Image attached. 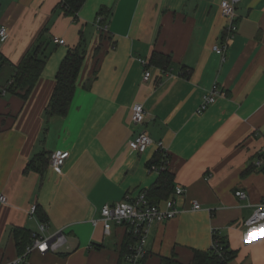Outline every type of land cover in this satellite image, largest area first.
I'll return each instance as SVG.
<instances>
[{
	"label": "crops",
	"instance_id": "1",
	"mask_svg": "<svg viewBox=\"0 0 264 264\" xmlns=\"http://www.w3.org/2000/svg\"><path fill=\"white\" fill-rule=\"evenodd\" d=\"M222 1L85 0L70 15L66 0H0V29L8 30L0 37V193L8 197L0 204V264L19 257L14 228L33 232L40 222L47 233L63 230L67 242L24 264H124L125 229L106 235L93 220L106 203L157 184L159 141L175 187L186 191L176 196L177 216L152 227L142 264L173 255L190 264L215 234L235 253L229 264H264V221L244 225L264 200V165L256 164L264 157V0L237 3L230 39ZM223 43L225 59L213 48ZM39 45L45 67L24 99L8 87ZM78 45L84 61L68 111L48 115L61 63ZM155 52L169 56L166 69L151 62ZM215 86L223 94L198 113ZM135 103L147 113L142 125L132 122ZM141 130L155 141L144 152L129 144ZM59 150L70 155L56 168ZM34 204L43 221L30 215Z\"/></svg>",
	"mask_w": 264,
	"mask_h": 264
},
{
	"label": "built area",
	"instance_id": "2",
	"mask_svg": "<svg viewBox=\"0 0 264 264\" xmlns=\"http://www.w3.org/2000/svg\"><path fill=\"white\" fill-rule=\"evenodd\" d=\"M240 0H223L221 9L223 16L228 20V34L227 39L235 36L237 32V13L236 5ZM101 21V18L100 20ZM104 30L108 27L106 24L102 25ZM8 30L6 27H1L0 37L6 39ZM57 43L63 44L64 39H57ZM214 50L225 59L227 43L222 45H214ZM144 65H148V61L140 59ZM152 72L149 68L144 71L143 79L149 80ZM216 86L206 91L203 96V101L198 108V113H202L208 108L209 105L216 101L218 95H222ZM146 110L142 103H135L132 108V122L136 125H142L146 121ZM155 143L154 139L148 134L146 130H141L134 138L130 139V146L138 152H144L150 145ZM160 152L163 155V162L161 165H152L151 170L161 173L169 167L168 151L162 141L157 142ZM70 155L69 151H56L51 158V165L56 168H61L66 163ZM257 166L264 165V157L257 161ZM185 187L177 185L175 187L174 197L165 200L164 206L159 203H152L148 197V191L143 190L138 195L134 196L127 193L124 198L115 203H106L101 208V217L94 219V225L99 222L103 223L104 232L106 235H112L115 225L123 227L125 233L132 236L133 243L129 245L128 252L124 257V264H142L143 260L148 255V240L152 227L155 224L162 223L173 219L179 213L177 206L176 196H183L185 194ZM240 198H246L248 195L244 191H240ZM8 197L4 193H0V204H6ZM193 210H200L201 204L198 201L193 202ZM37 205L34 204L30 208V215L35 216ZM264 221V200L257 206L253 214L244 221L247 227L257 225ZM48 224L45 222L39 223V229L31 233V242L26 247V250L19 257L10 262L9 264H24L27 257L37 251L39 253L57 252L67 242L66 234L63 230L54 233H47ZM213 250L221 255L222 248L219 243L214 240L212 247Z\"/></svg>",
	"mask_w": 264,
	"mask_h": 264
},
{
	"label": "trees",
	"instance_id": "3",
	"mask_svg": "<svg viewBox=\"0 0 264 264\" xmlns=\"http://www.w3.org/2000/svg\"><path fill=\"white\" fill-rule=\"evenodd\" d=\"M85 0H66L67 13L75 15L76 11L81 7ZM41 45L35 46L33 51L28 53L26 57L16 66V72L13 80L8 87L10 92H13L20 97L26 99L32 92L39 77L45 67V60L39 57ZM84 61V52L81 50V45L71 49L61 63L57 74V83L47 107L48 115H65L68 111L70 103L76 89V82ZM5 62V61H4ZM151 62L156 63L161 68L166 69L169 64V56L155 52L152 55ZM39 157V156H38ZM42 159V158H41ZM37 158L29 162L26 170L36 167ZM46 161V160H45ZM163 162L162 153H158L156 159L151 165H161ZM175 194L174 174L166 169L160 173V177L156 185L148 191V197L152 203H159L162 200L172 198ZM36 214L43 221L45 215L37 205ZM31 231L22 227L14 228L16 239V247L19 255L23 254L27 245L31 242ZM214 240L219 243L222 248L221 255L217 254L212 248L209 250H195L190 264H229L234 257V251L230 250L217 234L214 235ZM133 243L132 236L125 233L122 243V258L128 252L129 245ZM161 264H185L176 255L172 257H163Z\"/></svg>",
	"mask_w": 264,
	"mask_h": 264
}]
</instances>
